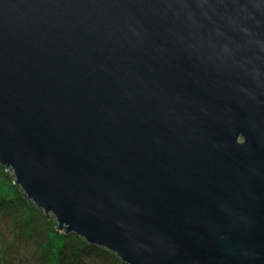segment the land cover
Masks as SVG:
<instances>
[{
    "label": "water",
    "instance_id": "obj_1",
    "mask_svg": "<svg viewBox=\"0 0 264 264\" xmlns=\"http://www.w3.org/2000/svg\"><path fill=\"white\" fill-rule=\"evenodd\" d=\"M0 166L123 264H264V0H0Z\"/></svg>",
    "mask_w": 264,
    "mask_h": 264
},
{
    "label": "rangeland",
    "instance_id": "obj_2",
    "mask_svg": "<svg viewBox=\"0 0 264 264\" xmlns=\"http://www.w3.org/2000/svg\"><path fill=\"white\" fill-rule=\"evenodd\" d=\"M0 264H123L112 252L61 231L0 166ZM125 264V263H124Z\"/></svg>",
    "mask_w": 264,
    "mask_h": 264
}]
</instances>
